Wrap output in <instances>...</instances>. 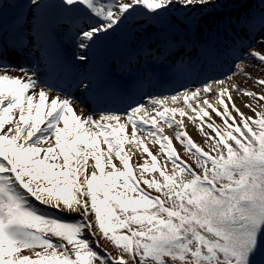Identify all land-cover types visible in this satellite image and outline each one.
Returning a JSON list of instances; mask_svg holds the SVG:
<instances>
[{
    "label": "snow or ice",
    "instance_id": "snow-or-ice-1",
    "mask_svg": "<svg viewBox=\"0 0 264 264\" xmlns=\"http://www.w3.org/2000/svg\"><path fill=\"white\" fill-rule=\"evenodd\" d=\"M209 2L59 0L56 6L91 21L74 34L76 59L86 63L100 37L138 9L157 16L173 3L194 9ZM26 3L32 19L47 6ZM17 23L32 27L27 18ZM227 23L242 39L264 44V12L250 10ZM9 48L19 51L17 42L0 40V264H264V77L256 79L259 92L227 76L152 98L150 118L139 104L123 116L94 119L77 114L67 95H51L35 72L21 66L22 75L7 74ZM246 55L264 65V52L250 48ZM236 68L251 79L240 63ZM233 93L248 97L253 115L240 111ZM181 99L184 107L166 106ZM157 117L175 125V140L191 162ZM184 117L211 130L208 151L187 133Z\"/></svg>",
    "mask_w": 264,
    "mask_h": 264
},
{
    "label": "rangeland",
    "instance_id": "rangeland-1",
    "mask_svg": "<svg viewBox=\"0 0 264 264\" xmlns=\"http://www.w3.org/2000/svg\"><path fill=\"white\" fill-rule=\"evenodd\" d=\"M44 2L47 6L42 9V12L37 14L38 18L43 17L46 13L49 14V9L55 7L59 0H44ZM257 2L258 0H210L205 7H197L194 9L181 8L178 4L173 3L172 7L168 8L167 11L157 15L160 17L159 20L156 16H146L143 10L138 9L135 14L116 28L115 31L110 32L106 36H101L89 50L95 52L94 56L105 54L109 59L105 63L101 62L107 76L114 72V68L120 67L116 70V74H121L122 77L129 78L130 85L131 83L132 85L135 83L138 84L144 79L146 74L141 62L142 59L151 58L152 61L148 62L152 64L155 70L164 74L167 78L166 84L168 87L170 86L165 92L160 90L161 92L149 93L147 96L151 97V99L161 96L164 93L170 96L176 95L184 89H195L205 82L223 80L227 76H232V79H235L237 75H240L237 72L236 65L240 63L244 67L242 63L244 60H249L250 64H253L248 67V75L251 76V79H247L245 76V81L249 84L247 88L259 92L260 89L256 87V79L258 77H264V65L260 64L256 58L250 56L240 59L239 54V51L246 53L248 51L247 49L255 48L258 43L256 41L242 39L243 33L234 25L227 23L229 20H235L237 17L250 11ZM0 3L3 4L0 10L4 12L12 8L11 0H3ZM260 6L261 9L258 8ZM258 7L255 12H264V5L261 4ZM60 9L64 10L63 8ZM65 13L71 15L68 22L71 25V36L72 40L74 39L75 41L76 53L79 54L80 49L76 46L74 34L77 28L83 27L91 21L75 12L70 13L65 11ZM49 17L50 15L47 19ZM47 19L46 21H50ZM62 22L63 20L59 19L61 26L63 25ZM162 25H165V28L171 31L167 32L168 30H163L165 28L161 29L160 27ZM256 39L259 40L260 37L257 36ZM205 48L208 52H215L217 49L225 50L226 53L229 51L228 57L230 61L227 60L228 62L218 64V66H205V71L203 65H199L196 72L188 75L184 71L180 72L181 62L177 60V57L182 58L183 55L193 54L194 56H199L201 51L205 52ZM176 62H178V66ZM225 65L234 67L233 71L224 75H214L217 72L214 68H217L218 71L220 69L219 72L222 73L224 72ZM199 70L208 73L200 78L204 80L203 83L192 82L193 79L197 81ZM234 73L236 74L233 75ZM182 83L184 84L181 85ZM233 95L236 97L235 102L237 107L240 108V111L247 115H253L245 107V101L248 97H241L237 93H233ZM139 104L150 107L151 100L146 102L140 101L136 106ZM128 110L126 109V112L122 111L120 115L123 116ZM150 115H155V112L151 110ZM213 119H215L217 124L220 123L219 117H215L214 114ZM157 120L158 126L167 127L159 117H157ZM201 123L199 120L195 123L189 121V128L186 131L196 144L206 149L208 148V144L205 143V133L211 134V130L206 125L201 130ZM128 127L131 130V126L129 125ZM170 137L173 139L174 147L180 156L191 162V153L187 152L184 146L175 140L174 135H170ZM164 159L163 154L159 155L158 163L163 164ZM168 168H171L170 163L168 164ZM139 171V169H135L137 176H139ZM101 241L104 245L107 244L103 239Z\"/></svg>",
    "mask_w": 264,
    "mask_h": 264
},
{
    "label": "bare ground",
    "instance_id": "bare-ground-1",
    "mask_svg": "<svg viewBox=\"0 0 264 264\" xmlns=\"http://www.w3.org/2000/svg\"><path fill=\"white\" fill-rule=\"evenodd\" d=\"M36 24V23H35ZM34 25V24H33ZM33 25H31V26H33ZM39 27H43L41 24H39V26H33V27H31V29H29L30 31L29 32H34V33H37L38 32V29H39V31H40V34H44L45 36H46V38H45V40H44V42H43V45H44V47L45 46H49V45H51L52 44V42H51V40H50V37H49V33L44 29V28H39ZM29 40V39H28ZM34 39H31V41H33ZM25 45V44H24ZM32 46V44L30 43V47ZM255 49L257 50V51H261V52H264V44H260V43H258L257 44V46L255 47ZM249 50V49H248ZM7 55L9 56L10 55V53L8 54V52H7ZM6 55V56H7ZM218 55V54H217ZM5 56V57H6ZM8 56H7V58H8ZM16 57L15 56H12V57H10L9 58V60H10V62L13 64V66H17L18 65V61L15 59ZM220 58L221 59H225L226 58V56H224V55H222V56H220ZM252 58H254V57H252ZM11 59H15V60H11ZM87 61H90V59H88ZM34 63H37V62H34ZM34 63H32V65H34ZM242 63L244 64V67H243V73H246V74H248V67H249V65L251 66V65H253V64H250V62H249V60H244V61H242ZM79 66L81 67V66H83L82 65V63H79ZM87 67H90L91 68V70L94 68V66H92V65H89V66H86V67H84V69H86ZM227 68H230V67H227ZM233 71V70H232ZM31 72H33V71H30V74H31ZM34 72L36 73V75H37V79L38 80H41L40 79V75H38L37 74V72H36V67H34ZM228 73V72H227ZM0 74H4V72L3 71H0ZM7 74H9V75H17V76H19V75H22V73L18 70V68L17 67H11V68H9L8 70H7ZM43 74H44V71H42V77H43ZM238 74H240V75H237V77L235 78V79H233V81H234V83L235 84H237V85H239L240 87H242V88H247L248 87V83L245 81V75L244 74H242V73H238ZM64 80V79H63ZM41 81H42V83H41ZM39 83H41V85L42 86H44V87H46L47 89H50L51 90V95H53V96H56L57 94H59L61 97H63V96H65L64 94H62V93H57V92H55L53 89H51L52 88V86L51 87H48V86H46V84L43 82V80H41ZM64 81H70V78L68 79V80H64ZM52 84H54V82L52 83ZM92 86H93V84H92ZM86 88V87H85ZM84 88V89H85ZM164 89H165V87H163ZM163 88L162 87H160L159 89H161V90H163ZM79 90H82V89H76V91H75V93H74V97L73 98H70L73 102H74V106H75V110H76V112H77V114H83V115H85V116H91V113H90V109H89V106L85 103V101H84V99H83V97H80V96H76L75 94H79ZM93 90H97V88H93ZM146 92H151L150 90H147ZM164 96H169L170 97V95H166V93H164L163 95H161V96H158V97H164ZM234 96V95H233ZM145 102L146 101H149V100H151V99H149V98H144L143 96L141 97ZM154 98V97H153ZM117 103H115L114 105H116ZM167 107H184L185 105L183 104V100L181 99V100H179L175 105L174 104H172L171 102H168V104L166 105ZM145 107H146V109L148 110V112H149V118H150V112H151V110H153L152 109V106H150V107H147L146 105H145ZM189 112H190V110H189ZM142 114V113H141ZM100 116H94L93 118L94 119H98ZM176 118L177 119H180V117H179V114L177 113V116H176ZM183 121H184V125H185V129H188L189 128V120L187 119V117H184L183 118ZM164 128V133L165 134H167V135H174V133H175V125H173V127H171V128H169L168 126L167 127H163ZM127 131H130V128L128 127L127 128ZM100 243H101V245H104L103 244V242L100 240Z\"/></svg>",
    "mask_w": 264,
    "mask_h": 264
},
{
    "label": "trees",
    "instance_id": "trees-1",
    "mask_svg": "<svg viewBox=\"0 0 264 264\" xmlns=\"http://www.w3.org/2000/svg\"><path fill=\"white\" fill-rule=\"evenodd\" d=\"M205 151H208V148L204 149ZM155 193V192H154Z\"/></svg>",
    "mask_w": 264,
    "mask_h": 264
}]
</instances>
